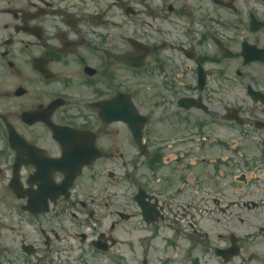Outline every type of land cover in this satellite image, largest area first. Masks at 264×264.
Masks as SVG:
<instances>
[{
  "label": "flooded vegetation",
  "instance_id": "flooded-vegetation-1",
  "mask_svg": "<svg viewBox=\"0 0 264 264\" xmlns=\"http://www.w3.org/2000/svg\"><path fill=\"white\" fill-rule=\"evenodd\" d=\"M135 60L138 66L131 65ZM130 99L140 117L144 148L135 142L129 121L118 116H124ZM51 104L54 122L79 130L74 143L80 155L74 159L97 153L93 138L101 149L102 156L84 168L74 191L86 190L82 180L92 189L103 171L125 165L130 153L139 158V190L149 163L144 152H168L173 139L185 141L184 149L216 154L204 178L221 196L226 185L235 191L226 178L236 159L225 163V152L236 157L242 138L232 144L220 141V128L236 112L242 125L228 120L230 127H239L242 137H261L264 148V0H0V133L5 129L0 193L10 189L18 159L24 162L20 179L35 183L33 188L63 182L64 147L45 123ZM27 112L36 114L27 119ZM142 116L147 117L144 125ZM7 122L23 137L14 136L12 145ZM220 200L214 197L217 212L226 214L230 205L220 208ZM151 202L161 212L169 203L161 195ZM121 212L111 214L107 229L85 233L90 258L118 264L113 255L118 258L121 243L114 236L123 228ZM29 216L38 222L41 236L42 230L50 232L47 240L36 242L29 231L27 244L34 250H26L25 240L15 234L9 245L0 243V264H49L51 256H59L65 214ZM90 225L83 220L75 226ZM233 236V228L220 227L218 239L227 242L211 247L204 232L205 255L211 249L216 254V246L228 249ZM237 247L228 261L219 257L220 264H264V243L237 238Z\"/></svg>",
  "mask_w": 264,
  "mask_h": 264
},
{
  "label": "rangeland",
  "instance_id": "rangeland-1",
  "mask_svg": "<svg viewBox=\"0 0 264 264\" xmlns=\"http://www.w3.org/2000/svg\"><path fill=\"white\" fill-rule=\"evenodd\" d=\"M1 207H2V204H0ZM260 211H263V207L260 208ZM252 215H257V217H252L251 215L249 214H243L242 216L244 217L245 220H247L246 223L242 224V228H247L250 226V223L251 221L253 223H260V222H264V214H252ZM179 254L181 255L182 252L179 251Z\"/></svg>",
  "mask_w": 264,
  "mask_h": 264
}]
</instances>
